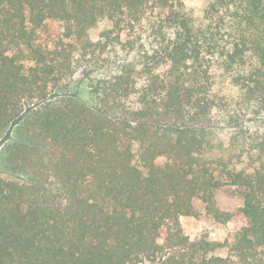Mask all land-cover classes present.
<instances>
[{
  "label": "trees",
  "instance_id": "16d2710c",
  "mask_svg": "<svg viewBox=\"0 0 264 264\" xmlns=\"http://www.w3.org/2000/svg\"><path fill=\"white\" fill-rule=\"evenodd\" d=\"M0 146V264H264V0H0Z\"/></svg>",
  "mask_w": 264,
  "mask_h": 264
},
{
  "label": "rangeland",
  "instance_id": "374dc122",
  "mask_svg": "<svg viewBox=\"0 0 264 264\" xmlns=\"http://www.w3.org/2000/svg\"><path fill=\"white\" fill-rule=\"evenodd\" d=\"M206 1L207 0H186V4L191 8L200 10L204 7ZM104 27L105 25L101 24L98 27L94 28L91 31V37L94 40L98 39ZM85 75H86V72H83V71L77 72V74L75 75L74 81H73L74 83L73 86L74 85L77 86V84L80 85L82 83L81 80L84 79ZM80 90H81V96L86 98L87 93H86L85 86L83 83L81 84ZM0 150H1V146H0ZM232 195L233 194H230V193H224L222 195V199L224 201L234 200V197ZM181 222H182L185 233L193 240L197 239L203 233L208 234L211 239L224 240L229 235L239 230L242 225L239 219H234L228 224L221 226V225L215 224L210 218L204 215L200 217L182 216Z\"/></svg>",
  "mask_w": 264,
  "mask_h": 264
}]
</instances>
